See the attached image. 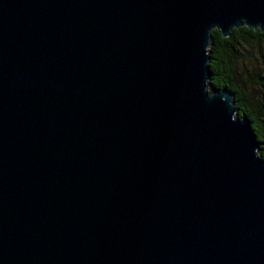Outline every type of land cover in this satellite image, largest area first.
<instances>
[{"label": "water", "instance_id": "1", "mask_svg": "<svg viewBox=\"0 0 264 264\" xmlns=\"http://www.w3.org/2000/svg\"><path fill=\"white\" fill-rule=\"evenodd\" d=\"M264 0H0V264H264V162L211 31Z\"/></svg>", "mask_w": 264, "mask_h": 264}, {"label": "trees", "instance_id": "2", "mask_svg": "<svg viewBox=\"0 0 264 264\" xmlns=\"http://www.w3.org/2000/svg\"><path fill=\"white\" fill-rule=\"evenodd\" d=\"M261 43H264V32L259 30L240 27L233 29L230 36L224 38L214 29L211 31L207 53L210 76L208 91L225 89L232 93L236 117L246 114L250 119L253 134L260 143L258 157L264 162V98L261 99L258 94V91L264 90V68L253 60L252 49ZM249 63L252 67L247 66ZM247 87L251 88L250 95H247Z\"/></svg>", "mask_w": 264, "mask_h": 264}, {"label": "rangeland", "instance_id": "3", "mask_svg": "<svg viewBox=\"0 0 264 264\" xmlns=\"http://www.w3.org/2000/svg\"><path fill=\"white\" fill-rule=\"evenodd\" d=\"M252 49H253V60L254 61L256 60L257 62H259L258 66H262L264 68V43H261L260 46H254ZM247 66L252 67L251 63H249ZM250 89H251L250 87L246 88L247 95H250V92H249ZM258 94L261 97V99L264 98V90L258 91ZM254 100H256V97ZM250 101L253 102L251 98H250ZM263 122H264V119H263ZM262 126H263V132H264V123Z\"/></svg>", "mask_w": 264, "mask_h": 264}]
</instances>
